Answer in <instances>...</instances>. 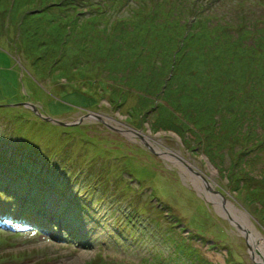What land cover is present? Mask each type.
<instances>
[{
    "label": "rangeland",
    "instance_id": "374dc122",
    "mask_svg": "<svg viewBox=\"0 0 264 264\" xmlns=\"http://www.w3.org/2000/svg\"><path fill=\"white\" fill-rule=\"evenodd\" d=\"M1 33L0 264H86L100 257L105 264H138L171 248L167 231L190 235V246L214 264H254L240 231L196 193L185 169L95 119L61 126L38 114L68 122L96 112L113 126L141 130L189 161L249 214L264 237V220L254 211L261 188L251 191L254 182L245 180L237 196L236 183L229 186L195 142L189 149L173 132H152L139 118L128 120L135 97L111 106L98 75L82 70L66 82L39 78L20 61L14 32L12 39ZM9 165L17 176V166L35 171L33 184L25 186L23 175L10 179Z\"/></svg>",
    "mask_w": 264,
    "mask_h": 264
},
{
    "label": "trees",
    "instance_id": "16d2710c",
    "mask_svg": "<svg viewBox=\"0 0 264 264\" xmlns=\"http://www.w3.org/2000/svg\"><path fill=\"white\" fill-rule=\"evenodd\" d=\"M11 31L39 78L98 75L111 106L135 97L128 120L195 142L237 196L245 180L264 193V0H0V33ZM10 170L33 184L35 171ZM164 235L171 248L138 264H214L190 235Z\"/></svg>",
    "mask_w": 264,
    "mask_h": 264
},
{
    "label": "water",
    "instance_id": "95a60500",
    "mask_svg": "<svg viewBox=\"0 0 264 264\" xmlns=\"http://www.w3.org/2000/svg\"><path fill=\"white\" fill-rule=\"evenodd\" d=\"M22 104L36 110L33 104ZM38 116L61 126L76 125L82 123L84 119H95L107 128L118 131L128 140L139 143L156 156L162 157L163 159L178 165L181 169H185V171L189 173L190 182L192 183L196 193H198L204 201L210 203L216 212L219 213L220 211H224L227 220L240 231L245 240L251 261L254 264H264V237L261 236L260 231L251 221L249 214L237 204L227 199V196L214 186L207 177L196 170L193 165L189 163V161L177 153L163 149L159 143L142 134L141 130H135L130 127L120 128L117 125H111L107 122L106 117L96 112H88L82 118L68 122L57 120L55 118L43 117L41 114H38ZM212 169H215V167H212ZM231 213L236 217V219L232 218Z\"/></svg>",
    "mask_w": 264,
    "mask_h": 264
},
{
    "label": "flooded vegetation",
    "instance_id": "af4514ba",
    "mask_svg": "<svg viewBox=\"0 0 264 264\" xmlns=\"http://www.w3.org/2000/svg\"><path fill=\"white\" fill-rule=\"evenodd\" d=\"M127 139V138H126Z\"/></svg>",
    "mask_w": 264,
    "mask_h": 264
}]
</instances>
